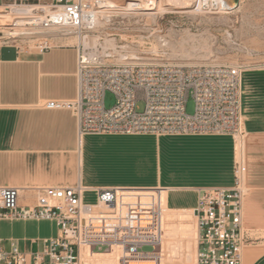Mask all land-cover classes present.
Segmentation results:
<instances>
[{
  "label": "built area",
  "instance_id": "2783aa9c",
  "mask_svg": "<svg viewBox=\"0 0 264 264\" xmlns=\"http://www.w3.org/2000/svg\"><path fill=\"white\" fill-rule=\"evenodd\" d=\"M151 2L154 0H148ZM195 2L208 11H225L217 1ZM21 8L27 13L12 15L13 22L0 27L17 28V20L28 22L27 34L20 36L37 39L33 48L37 53L49 49L53 39L77 37L76 98L46 100L42 106L69 109L77 119L79 135H230L237 143L242 142L243 67L138 62L122 50L124 57L120 59L113 49L88 43L97 12L103 8L102 0H0L1 15ZM106 92L114 98L109 107L104 103ZM188 97L194 102L191 114L186 112ZM138 101L143 102L141 110ZM233 176L230 187L199 190L192 210L196 226L194 264H241L249 240L242 224L247 188L240 158L234 163ZM36 190V203L22 206L18 187L0 186V218L52 221L57 235L44 239L42 248L29 254L9 239L7 247L0 246V264H166L160 252L163 231L157 223L164 210L160 191L154 190V204L147 199L149 204L133 206L118 222H111L112 228L104 229L96 218L116 214L120 189H97L95 203L82 201L84 188L79 184ZM144 216L148 221L142 220ZM113 245L116 255L110 253ZM145 246L150 249L144 250Z\"/></svg>",
  "mask_w": 264,
  "mask_h": 264
},
{
  "label": "crops",
  "instance_id": "0c3cea01",
  "mask_svg": "<svg viewBox=\"0 0 264 264\" xmlns=\"http://www.w3.org/2000/svg\"><path fill=\"white\" fill-rule=\"evenodd\" d=\"M76 71L73 38L53 39L42 54L0 43V186L18 187L22 206H33L36 188L44 186L79 184L84 203H89L87 197L95 203L97 189L158 190L164 210L153 223L163 231V262L185 264L196 247L192 210L199 190L232 186L234 163L240 158L247 188L242 224L249 240L241 264H264V66L242 69L245 135L239 144L230 135H79L69 109L42 106L46 100L76 98ZM143 196L152 198L121 195L116 214L97 216L96 221L101 228H112L111 222L133 206L149 204ZM56 235L52 221L0 218L2 247L13 239L29 254ZM110 250L116 255L114 245Z\"/></svg>",
  "mask_w": 264,
  "mask_h": 264
},
{
  "label": "rangeland",
  "instance_id": "374dc122",
  "mask_svg": "<svg viewBox=\"0 0 264 264\" xmlns=\"http://www.w3.org/2000/svg\"><path fill=\"white\" fill-rule=\"evenodd\" d=\"M195 1L188 8L164 12H157L153 6L138 12L115 11L111 13L107 25L95 27L89 34V40L94 37L98 39L97 43L104 45V39L114 38L116 45L121 46L117 50L135 55L140 58L138 62L182 66L215 64L243 68L264 66V0H230L228 8L234 3H237V7L227 12H212L203 8L195 11ZM155 4L153 2L152 5ZM145 11L154 13V16H147L143 13ZM0 31L6 32L3 27H0ZM37 42V39L29 36L13 39L7 34L0 39L2 44L22 49H33ZM113 102L112 94L106 92L105 106L109 107ZM137 108H143L142 101L137 102ZM193 109V99L188 97L186 112L191 114ZM121 195H150L154 204L156 192L152 189L119 190V201ZM85 200L93 202L92 198ZM143 249L149 250L150 247ZM192 259L193 256L185 264Z\"/></svg>",
  "mask_w": 264,
  "mask_h": 264
},
{
  "label": "bare ground",
  "instance_id": "6f19581e",
  "mask_svg": "<svg viewBox=\"0 0 264 264\" xmlns=\"http://www.w3.org/2000/svg\"><path fill=\"white\" fill-rule=\"evenodd\" d=\"M193 0H156L154 1L156 4L152 5L153 2L150 4L148 3V0H138L137 2L134 1H127V0H102L103 3V8L100 9L97 12V19H96V26L95 27H100L101 25H107L108 21H110V16L112 15L111 13L115 11H136L141 9H147L148 7H156L157 12H164L169 9H183V8H188L190 7L191 3ZM221 3L222 7L225 9H228V6L231 4L230 0H213ZM228 5V6H227ZM168 6V7H164ZM202 5L198 3V7H196V10L201 9ZM227 6V7H225ZM230 8V7H229ZM189 11V10H188ZM187 11V12H188ZM194 10L190 11L193 12ZM228 10H225L223 12H227ZM27 13V10L25 8L21 9H10L7 13H3L2 15L0 14V25H4L9 22H13V17L12 15H21ZM144 14H153L152 12L145 11L143 12ZM142 14V13H141ZM23 16H18V18H22ZM28 22L24 20H17L14 25L17 26V28H6L5 33L9 37L16 38L20 35L27 34L25 31L29 30L27 28ZM74 40H77V37H72ZM98 41L97 38H92L91 41L89 40L88 43L91 42V44H96ZM164 43V42H163ZM103 47H109L113 49V51L117 52L119 55L120 59H123V55L121 54L120 50H117L118 47L121 48V46H117L116 43L114 42V38H109V39H104ZM131 53V52H130ZM132 58L140 59L138 57H135V55L130 54ZM239 144V143H238ZM195 253V252H194ZM195 262V254L192 259V261L189 264H194Z\"/></svg>",
  "mask_w": 264,
  "mask_h": 264
},
{
  "label": "water",
  "instance_id": "95a60500",
  "mask_svg": "<svg viewBox=\"0 0 264 264\" xmlns=\"http://www.w3.org/2000/svg\"><path fill=\"white\" fill-rule=\"evenodd\" d=\"M237 7V3H234L230 8L225 9V10H232L235 9ZM6 33L0 31V39L3 38L5 36Z\"/></svg>",
  "mask_w": 264,
  "mask_h": 264
}]
</instances>
